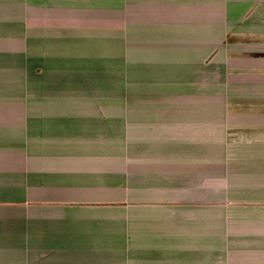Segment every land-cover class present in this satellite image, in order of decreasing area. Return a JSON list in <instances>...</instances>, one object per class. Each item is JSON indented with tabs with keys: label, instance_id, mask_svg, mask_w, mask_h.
Masks as SVG:
<instances>
[{
	"label": "crops",
	"instance_id": "0c3cea01",
	"mask_svg": "<svg viewBox=\"0 0 264 264\" xmlns=\"http://www.w3.org/2000/svg\"><path fill=\"white\" fill-rule=\"evenodd\" d=\"M0 264H264V0H0Z\"/></svg>",
	"mask_w": 264,
	"mask_h": 264
}]
</instances>
